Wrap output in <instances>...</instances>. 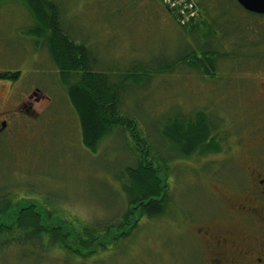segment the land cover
<instances>
[{
	"label": "rangeland",
	"instance_id": "rangeland-1",
	"mask_svg": "<svg viewBox=\"0 0 264 264\" xmlns=\"http://www.w3.org/2000/svg\"><path fill=\"white\" fill-rule=\"evenodd\" d=\"M53 1L61 7L70 39L88 47L91 67L102 74L100 86L121 83L115 89L120 110L136 120L151 143L114 128L95 153L84 146L59 70L45 41L31 31V11L23 0H2L0 73L19 72V79H0V116L17 111L15 103L29 101L34 89L45 98L32 101L37 116L10 118L0 135V198H15L13 208L36 204L39 225L62 230L25 235L19 229L21 215H13L12 207L0 212V220L13 230L0 231V239L13 238L0 247V264H180L177 240L184 213L200 219L219 213L214 188L226 189L230 181L221 169L228 165L223 153L228 150L238 160L237 138L247 141L257 127L256 111L242 105L240 76L258 69L249 60L264 38V16L237 0H195L202 13L199 23L208 27L201 36L158 23L156 12L148 20L140 6L155 8L157 0L146 5L143 0ZM205 57L216 66L206 75L194 65ZM109 88L108 94L114 91ZM200 111L210 117L222 153L180 158L167 138L174 123ZM143 161L168 182L170 209L161 218H141L128 238L95 247L129 207L121 176Z\"/></svg>",
	"mask_w": 264,
	"mask_h": 264
},
{
	"label": "trees",
	"instance_id": "trees-1",
	"mask_svg": "<svg viewBox=\"0 0 264 264\" xmlns=\"http://www.w3.org/2000/svg\"><path fill=\"white\" fill-rule=\"evenodd\" d=\"M23 1L31 11L35 22V26L31 31L45 41L53 64L59 70L60 83L67 92L69 101L79 116L84 146L95 153L101 141L113 132L114 128L127 129L132 138H141L144 143L149 145L150 140L148 141L143 136L136 120L129 115H124L120 110V96L115 89L121 83L114 86L110 85L114 91H110L111 93L108 94L107 90L109 87L103 89L100 86L102 74L94 72L93 67H91L88 47L85 44L74 42L64 31V18L58 3L53 0ZM206 23L202 22L189 27H180L190 35L200 32L202 36L203 33H206L203 26L206 29L208 28ZM205 36L207 34H204ZM211 53L213 52L206 51L203 54ZM194 65L198 69L202 67V72L205 75L216 69L214 61L207 57L199 59ZM6 77L19 79V72L0 73V79ZM179 122L174 123L171 137L167 138L173 149L179 150L177 152L178 157L183 159L196 155L203 157L221 152L216 136L213 135V125L210 117L204 111L195 113L189 120ZM164 135H166L165 132ZM149 151L151 150L148 147L145 150L146 155L149 154ZM145 166L143 161L141 166L137 168L129 167L125 171L126 173L121 176L123 190L129 198V207L125 211L122 221L107 226L109 234L105 235V238L102 237V239L98 240L94 245L95 247H107L106 245L103 246L102 243H111L113 241L116 243L121 239L128 238L139 227L138 222L142 220L141 218H161L170 209L171 203H167L169 196V191H167V188H169L168 182L163 181L154 165L153 170L149 166ZM13 199L15 198L9 197V195L0 198V212H6L11 208ZM20 215L19 229L25 235L30 233L33 236H37L45 232L44 230H62L59 227L46 229L44 225V227L40 226L39 223L42 220V216L35 205L21 210L18 213V217ZM25 216L29 220L25 221ZM10 229V227L6 226L0 227V231H3V233H8ZM112 231H116L119 236L117 238L112 236ZM9 237L11 238L0 239V247L13 241L12 236Z\"/></svg>",
	"mask_w": 264,
	"mask_h": 264
},
{
	"label": "flooded vegetation",
	"instance_id": "flooded-vegetation-1",
	"mask_svg": "<svg viewBox=\"0 0 264 264\" xmlns=\"http://www.w3.org/2000/svg\"><path fill=\"white\" fill-rule=\"evenodd\" d=\"M250 57L249 61L258 63V69L256 73H242L241 84L245 87L242 86L240 94L244 96L241 100L244 108L256 111L257 127L247 141L237 138L242 148L238 160L228 150L223 153L228 165L221 169L230 174V181L226 189L214 188L213 193L220 197L219 213L200 219L199 214L188 215L189 210L183 211L177 240L182 246L178 255L180 264H264V38ZM43 96L39 89H34L29 101L15 103L17 111L9 109L2 113L0 135L8 129L10 118L22 113L37 116L33 102H41Z\"/></svg>",
	"mask_w": 264,
	"mask_h": 264
},
{
	"label": "built area",
	"instance_id": "built-area-1",
	"mask_svg": "<svg viewBox=\"0 0 264 264\" xmlns=\"http://www.w3.org/2000/svg\"><path fill=\"white\" fill-rule=\"evenodd\" d=\"M162 4L174 13L182 27L195 25L201 18L194 0H162Z\"/></svg>",
	"mask_w": 264,
	"mask_h": 264
},
{
	"label": "crops",
	"instance_id": "crops-1",
	"mask_svg": "<svg viewBox=\"0 0 264 264\" xmlns=\"http://www.w3.org/2000/svg\"><path fill=\"white\" fill-rule=\"evenodd\" d=\"M153 0H143L144 4H149L151 3ZM158 1V5H155L157 7L155 8H148V7H145V6H140L142 8H144V12L146 13V17L148 20H150L152 18V14H155V12L159 15V22L160 24L162 25H169L171 26L172 28H181L179 27V25L177 24V21H176V18H175V15L174 13L170 12L169 10H167L163 4H162V0H157ZM153 11V13H152ZM132 22H130L129 24L131 25ZM151 22H141L142 25H147Z\"/></svg>",
	"mask_w": 264,
	"mask_h": 264
},
{
	"label": "water",
	"instance_id": "water-1",
	"mask_svg": "<svg viewBox=\"0 0 264 264\" xmlns=\"http://www.w3.org/2000/svg\"><path fill=\"white\" fill-rule=\"evenodd\" d=\"M237 2L239 3V5H241L243 8H245L246 10L250 11V12H254V13H260V14H264V0H237ZM31 205H35L34 203H29V204H22V205H17L16 208H11V213L13 215H16L17 213V217H18V213L21 211V210H24V209H27L29 206ZM37 207V206H36ZM38 211V210H37ZM9 212V213H10ZM3 220V219H2ZM15 220V219H12V221ZM16 221H17V218H16ZM1 226H6V227H10L11 225H8L6 223H4V221H1L0 220V227ZM112 236H114L115 238H117L119 236V234H117L116 231H112ZM113 244L112 243H108L106 244V246H109ZM86 255V254H84Z\"/></svg>",
	"mask_w": 264,
	"mask_h": 264
},
{
	"label": "bare ground",
	"instance_id": "bare-ground-1",
	"mask_svg": "<svg viewBox=\"0 0 264 264\" xmlns=\"http://www.w3.org/2000/svg\"><path fill=\"white\" fill-rule=\"evenodd\" d=\"M125 229H126V228H125ZM123 230H124V229H123ZM126 232H127V231H126ZM126 232H125V233H126Z\"/></svg>",
	"mask_w": 264,
	"mask_h": 264
}]
</instances>
